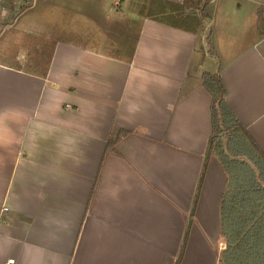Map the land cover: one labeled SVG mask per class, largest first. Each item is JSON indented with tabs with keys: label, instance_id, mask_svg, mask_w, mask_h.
<instances>
[{
	"label": "crops",
	"instance_id": "0c3cea01",
	"mask_svg": "<svg viewBox=\"0 0 264 264\" xmlns=\"http://www.w3.org/2000/svg\"><path fill=\"white\" fill-rule=\"evenodd\" d=\"M15 1L0 13V264H219L227 175L207 158L203 75L209 56L264 153V0H213L208 54L202 31L142 16L154 0ZM102 22L124 55L91 38Z\"/></svg>",
	"mask_w": 264,
	"mask_h": 264
},
{
	"label": "trees",
	"instance_id": "16d2710c",
	"mask_svg": "<svg viewBox=\"0 0 264 264\" xmlns=\"http://www.w3.org/2000/svg\"><path fill=\"white\" fill-rule=\"evenodd\" d=\"M213 0H184L173 4L154 0L142 15L177 29L198 34ZM186 10L191 14L187 15ZM203 86L210 94L212 132L207 158L219 161L227 175L220 205V235L226 248L219 264H264V153L227 103V88L218 74L205 73ZM127 131L108 142L114 149Z\"/></svg>",
	"mask_w": 264,
	"mask_h": 264
},
{
	"label": "rangeland",
	"instance_id": "374dc122",
	"mask_svg": "<svg viewBox=\"0 0 264 264\" xmlns=\"http://www.w3.org/2000/svg\"><path fill=\"white\" fill-rule=\"evenodd\" d=\"M140 1V0H139ZM139 1H138V3H139ZM141 2V1H140ZM14 4H15V8H14V10L16 11V12H19L20 11V9L22 8V6L25 4V2L23 3L22 1H20V0H16L15 2H14ZM6 9L8 10L9 9V7H6ZM123 9L125 10V8L123 7ZM9 11V10H8ZM125 15H127V16H131V17H133L134 16V14H131L130 12H128L127 10H125ZM143 16V15H142ZM120 23V22H119ZM122 23H124V22H121L120 24H122ZM84 24L87 26L88 24H89V22H84ZM102 24L103 25H101L100 27H101V29L98 31V33H97V35H96V33H95V35H91L92 37V39H93V37H95V38H97L98 39V37H100V49H102V51H104L105 53H108V52H111L112 51V49H113V45L111 44V42L113 41V40H116L117 42H121V46H119V47H117L119 50H117V52H116V54H118V55H124V53L125 52H122L121 50H122V48H123V42H124V40H123V34H119V35H114L113 34V31H112V29H110L108 26H104V22H102ZM118 23H116V25H117ZM111 25H112V22H111ZM124 25V24H123ZM105 27H108V28H105ZM124 29V28H123ZM87 31H91V32H96L97 31V28H95V30L92 28V29H90V30H87ZM200 31H202V34H201V38H203L204 40H202V45L200 46V49H201V51H203L205 54H208V53H210V51H211V49H210V46H209V42H210V34H211V30H207L206 29V23L202 26V28H201V30ZM88 39H90V38H88ZM91 40V39H90ZM90 44H91V42H89ZM89 44V45H90ZM34 47H39L38 45H34L33 46V48ZM22 50L23 51H25L26 50V48L24 47V48H22ZM218 64V62L216 61V60H214V59H212L211 57H209V56H207V58H206V65H205V69H206V72L207 73H209V72H212L213 73V71H215L214 69H215V66ZM226 186H227V179H226ZM225 189H226V187H225ZM224 191L225 190H223V193H224ZM223 193H222V195H223ZM196 198H195V201H194V207H193V209L194 208H197V204H198V201H199V189H198V191H197V193H196V196H195ZM195 213V211L193 210L192 211V213ZM192 213H191V216H192ZM213 216L214 215H216L217 216V214H212ZM219 215H220V213H219ZM215 216V217H216ZM191 218V217H190ZM218 230H219V228H218ZM219 232V231H218ZM222 243V244H221ZM221 243L218 245V252L220 253L222 250H224L225 248H226V244H225V242H224V240L223 239H221ZM9 264V263H8Z\"/></svg>",
	"mask_w": 264,
	"mask_h": 264
},
{
	"label": "built area",
	"instance_id": "2783aa9c",
	"mask_svg": "<svg viewBox=\"0 0 264 264\" xmlns=\"http://www.w3.org/2000/svg\"><path fill=\"white\" fill-rule=\"evenodd\" d=\"M4 1L5 0H0V13L2 12V10H3V8H2V6H3V4H4ZM9 264H15V260H9V262H8Z\"/></svg>",
	"mask_w": 264,
	"mask_h": 264
}]
</instances>
